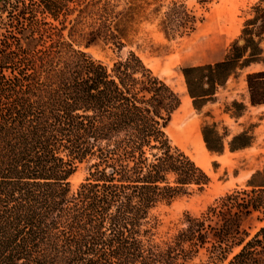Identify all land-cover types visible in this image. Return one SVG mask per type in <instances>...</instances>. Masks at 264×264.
Segmentation results:
<instances>
[{
	"label": "trees",
	"instance_id": "obj_1",
	"mask_svg": "<svg viewBox=\"0 0 264 264\" xmlns=\"http://www.w3.org/2000/svg\"><path fill=\"white\" fill-rule=\"evenodd\" d=\"M39 1L55 17L68 0ZM254 9L222 60L182 68L195 109L237 68L264 61V7ZM4 52L0 264H186L200 247L221 259L236 245L241 248L226 264H264V225L247 240L242 225L255 210L264 218V168L248 179L250 190L227 193L203 217H188L165 246L145 238L158 201L209 177L170 144L164 128L180 99L138 55L130 52L108 67L67 41L59 42L56 57L48 49L36 57ZM246 83L250 103H264V68L247 73ZM205 130L207 149L220 152L222 144L212 145ZM250 141L242 131L230 149ZM87 158V176L70 191L69 175Z\"/></svg>",
	"mask_w": 264,
	"mask_h": 264
},
{
	"label": "rangeland",
	"instance_id": "obj_2",
	"mask_svg": "<svg viewBox=\"0 0 264 264\" xmlns=\"http://www.w3.org/2000/svg\"><path fill=\"white\" fill-rule=\"evenodd\" d=\"M256 5L264 7V0H68L54 17L39 0H9L0 15V48L5 47V55L36 57L48 49L56 57L59 42L67 41L110 67L134 52L176 92L180 103L164 130L172 147L188 155L209 180L201 186L189 184L184 192L170 201H158L150 210L145 238L158 247L171 241L188 217H203L227 193L250 190L248 179L264 168V103H250L246 83L247 73L264 68V61L237 68L198 110L182 73L185 66L222 60L246 19L255 14ZM95 28L99 32L88 33ZM259 41L264 55V34ZM3 71L11 70L7 66ZM178 79L189 97L186 105L176 89ZM204 126L210 143L222 144L220 152L207 149ZM242 131L251 135L250 144L231 150L232 137ZM89 164L88 158L76 162L68 177L70 191L87 176ZM242 225L249 233L247 240L264 225L261 211L246 216ZM240 248L234 246L219 259L200 247L185 263L226 264Z\"/></svg>",
	"mask_w": 264,
	"mask_h": 264
},
{
	"label": "bare ground",
	"instance_id": "obj_3",
	"mask_svg": "<svg viewBox=\"0 0 264 264\" xmlns=\"http://www.w3.org/2000/svg\"><path fill=\"white\" fill-rule=\"evenodd\" d=\"M176 84H177L176 89H177V91H178V93H179V95L181 97V102H182L183 105H186L187 102L189 101V97L186 94H184L183 84L179 81V79L176 81Z\"/></svg>",
	"mask_w": 264,
	"mask_h": 264
},
{
	"label": "built area",
	"instance_id": "obj_4",
	"mask_svg": "<svg viewBox=\"0 0 264 264\" xmlns=\"http://www.w3.org/2000/svg\"><path fill=\"white\" fill-rule=\"evenodd\" d=\"M9 4V0H0V15L2 11L6 9V6Z\"/></svg>",
	"mask_w": 264,
	"mask_h": 264
}]
</instances>
